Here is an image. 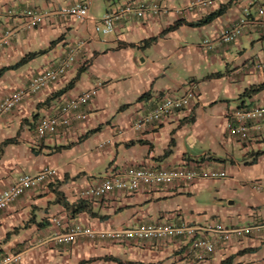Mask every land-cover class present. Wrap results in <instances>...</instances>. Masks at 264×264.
I'll return each mask as SVG.
<instances>
[{
	"label": "crops",
	"instance_id": "0c3cea01",
	"mask_svg": "<svg viewBox=\"0 0 264 264\" xmlns=\"http://www.w3.org/2000/svg\"><path fill=\"white\" fill-rule=\"evenodd\" d=\"M145 1L161 3L166 12L127 19L110 35L96 32L106 14L127 3ZM197 1L0 0V73L5 70L0 77V101L26 87L71 48L85 43L63 78L0 118V147L6 140L18 138V143L0 150V193L23 175H36L45 168L56 172L54 178L0 213V260L18 254L19 264H118L110 257L143 264H264V222L256 225L260 229L251 236L234 239L203 257L191 253L193 239L204 237L203 233L125 243L54 241L71 226L97 231L156 223L241 228L247 227L244 222L256 211L262 215L264 195L256 203L244 201L239 210L231 207L235 200L228 206L218 205L226 198H236V190L242 191L245 183L239 179L246 175L244 166L264 159V121L262 130L253 132L247 143L228 132L236 111L264 107V91L240 99L247 89L264 83V70L251 64L246 49L245 37L253 50L259 45L253 44L256 30L248 27L238 42L216 51H205L201 44L218 38L246 13L257 17L264 0H214L209 7ZM78 3L89 6L86 22L56 14ZM29 9L47 14L35 29L26 26ZM217 13L221 14L211 22L202 23ZM178 23L177 29L169 31ZM259 32L263 46L264 27ZM44 50L49 51L20 69L8 70L28 54ZM257 59V64H264V56L258 55L255 63ZM192 84L199 98L190 109L154 126L135 127L159 102L183 96ZM95 89L97 96L84 108L86 121L76 123L68 133L38 137L37 124L43 117ZM145 94L149 95L140 100ZM179 167L224 171L231 180L145 186L100 199L82 196L108 175L123 177L132 168ZM54 219L61 220L62 226H56Z\"/></svg>",
	"mask_w": 264,
	"mask_h": 264
},
{
	"label": "built area",
	"instance_id": "2783aa9c",
	"mask_svg": "<svg viewBox=\"0 0 264 264\" xmlns=\"http://www.w3.org/2000/svg\"><path fill=\"white\" fill-rule=\"evenodd\" d=\"M214 0H198L197 4L209 7ZM166 8L159 2H130L116 11L106 14L96 26V32L101 35L114 33L117 26L129 19H143L147 16L157 17L166 12ZM57 15L61 17L75 18L78 22H86L89 17V6L85 4H75L63 8ZM28 29H35L40 26L47 18V14L42 10L29 9L25 12ZM248 27L260 30L264 27V9H260L257 17L246 13L245 17L227 26L221 35L214 39H206L202 42L201 48L205 51H216L235 44L245 33ZM10 37L12 34H8ZM85 43L81 42L76 47L71 48L62 58L51 64L42 74L29 81L26 87L16 90L9 96L0 101V118L17 109L25 100L39 94L53 83L63 78L72 68L76 57L81 53ZM254 66L264 70V64ZM97 96V90H91L63 103L55 112L43 117L37 124V135L41 139H46L68 133L76 123L84 122L88 118L85 107ZM199 96L196 86L190 85L185 94L176 98H165L159 102L152 110L144 114L136 122L135 127L141 129L143 126H154L162 120L190 109L197 102ZM264 121V107H254L242 109L234 113L232 121L228 125V132L232 138H236L241 143L251 140L253 132L261 131ZM56 172L45 168L36 175H23L12 186L0 193V213L7 210L13 203L27 192L43 185L49 178H54ZM227 173L224 171H206L199 169H188L179 167L174 169H150L132 168L122 176L108 175L102 182L82 192V196L87 199H100L112 192L132 193L142 187L171 186L174 184H194L200 180H220L226 179ZM58 227L62 226L59 219L53 220ZM259 226L229 228L222 224L210 225L205 227L191 226L187 223L170 224H142L135 228L126 230H103L97 231L91 227L71 226L65 232L56 235V244H73L79 239L90 240H109L114 243H125L134 241H160L169 239H180L186 236L194 237L196 234L203 233L204 237L194 238L191 253L203 257L204 254H213L217 248L230 243L232 240H241L251 236ZM208 234L215 235V238H208ZM18 254H9L0 260V264H19Z\"/></svg>",
	"mask_w": 264,
	"mask_h": 264
},
{
	"label": "rangeland",
	"instance_id": "374dc122",
	"mask_svg": "<svg viewBox=\"0 0 264 264\" xmlns=\"http://www.w3.org/2000/svg\"><path fill=\"white\" fill-rule=\"evenodd\" d=\"M263 1V0H261ZM260 1V2H261ZM148 2V1H146ZM152 2V1H151ZM243 18V17H242ZM138 19V18H137ZM259 30L254 31L253 36L255 39V43L253 44H259L256 46V48L253 50L252 44L247 42L246 39V49L249 53V59L251 60V64L255 61V59L259 56H264V45L262 46L260 44V34ZM245 34L241 36L244 37ZM239 38L238 41L241 39ZM237 41V42H238ZM231 46V45H230ZM258 59L256 61V65H258ZM256 67V66H255ZM257 68V67H256ZM185 94V93H184ZM264 154V153H263ZM262 154V155H263ZM244 166V165H243ZM244 168H246V175L243 176V178H240L239 181L244 182L245 184L241 185V190H236V198H226L224 202H219L218 205H224L228 206L230 205V202L235 200V205L231 206L235 209H242L244 207V201H248L249 203H256L258 202L256 199L260 198V195H264V159L261 161V163H258L256 165H245ZM230 176V174H229ZM220 180H231V176L226 179H220ZM219 181V180H218ZM244 189V190H243ZM262 215L259 214V211H256V213H253V217L247 218V221L244 222L246 226L251 225V227H255L256 225L262 224L264 222V201L262 202ZM246 211L244 212V216L246 218Z\"/></svg>",
	"mask_w": 264,
	"mask_h": 264
},
{
	"label": "trees",
	"instance_id": "16d2710c",
	"mask_svg": "<svg viewBox=\"0 0 264 264\" xmlns=\"http://www.w3.org/2000/svg\"><path fill=\"white\" fill-rule=\"evenodd\" d=\"M221 13H217V14H213L211 15L206 21L202 22L203 24H207L209 22H211L214 18L218 17ZM179 26V23L170 27L169 28V31H173L175 29H177ZM156 39H153L150 41V43H152L153 41H155ZM149 43V41H148ZM49 50H44V51H41V52H37V53H31V54H28L26 57H24L18 64H16L15 66L11 67V68H8V70H17V69H20L21 67L27 65L28 63H30L31 61H34L35 59H37L38 57L40 56H43L45 55L46 53H48ZM4 72L5 70H2L1 73H0V77H2L4 75ZM221 75V74H220ZM68 91V88L66 90L63 91V93H66ZM264 91V83L261 84V85H257V86H252L251 88L247 89L245 91V93L241 96L240 99H245V98H251L252 96L254 95H257L259 94L260 92ZM149 94H145L143 95L140 100H143L145 97H147ZM18 143V138H13V139H9V140H6L4 143H3V147H7L9 145H14ZM3 147H0V150H3ZM169 152L166 153L165 156H168L170 155ZM254 163V162H253ZM80 209L76 210L79 211ZM110 260L118 263V264H143V263H133V262H123L122 260H120L119 258H113V257H110L109 258Z\"/></svg>",
	"mask_w": 264,
	"mask_h": 264
}]
</instances>
